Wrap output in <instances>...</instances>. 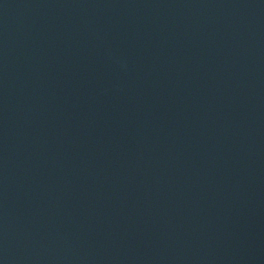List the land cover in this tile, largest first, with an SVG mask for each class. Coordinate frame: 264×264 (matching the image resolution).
<instances>
[{
	"label": "water",
	"instance_id": "1",
	"mask_svg": "<svg viewBox=\"0 0 264 264\" xmlns=\"http://www.w3.org/2000/svg\"><path fill=\"white\" fill-rule=\"evenodd\" d=\"M0 264H264V0H0Z\"/></svg>",
	"mask_w": 264,
	"mask_h": 264
}]
</instances>
